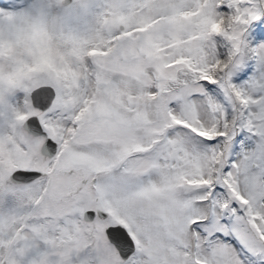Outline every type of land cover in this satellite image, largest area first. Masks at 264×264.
I'll use <instances>...</instances> for the list:
<instances>
[{
	"label": "snow or ice",
	"instance_id": "snow-or-ice-1",
	"mask_svg": "<svg viewBox=\"0 0 264 264\" xmlns=\"http://www.w3.org/2000/svg\"><path fill=\"white\" fill-rule=\"evenodd\" d=\"M0 264H264V0H0Z\"/></svg>",
	"mask_w": 264,
	"mask_h": 264
}]
</instances>
